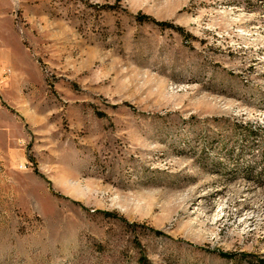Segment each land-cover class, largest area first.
Wrapping results in <instances>:
<instances>
[{"label": "rangeland", "instance_id": "1", "mask_svg": "<svg viewBox=\"0 0 264 264\" xmlns=\"http://www.w3.org/2000/svg\"><path fill=\"white\" fill-rule=\"evenodd\" d=\"M136 238L264 264V0H0V264H138Z\"/></svg>", "mask_w": 264, "mask_h": 264}, {"label": "trees", "instance_id": "2", "mask_svg": "<svg viewBox=\"0 0 264 264\" xmlns=\"http://www.w3.org/2000/svg\"><path fill=\"white\" fill-rule=\"evenodd\" d=\"M108 7L109 8H112L114 6L111 5V4H109ZM137 19L140 20V21L154 22L155 24L160 25L162 27H173V25L170 22H166V21L159 22V21L155 20L154 18H152L151 16H149L147 14H138L137 15ZM105 213L107 215H113L112 212H105ZM125 221H126L127 226L135 227V226L139 225L136 222H129L127 220H125ZM152 230L155 231L158 234L159 233H162L160 230H154V229H152ZM133 245L138 250L137 263L138 264H149L150 263V260H149L147 254H146V251L144 249V245L142 244L141 240L139 238L134 239V244ZM101 246H102V244H101ZM221 254L223 256H226V257H231L232 256L231 253H224V252H222Z\"/></svg>", "mask_w": 264, "mask_h": 264}]
</instances>
